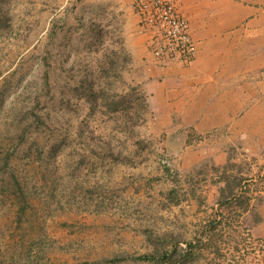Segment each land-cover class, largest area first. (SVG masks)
Segmentation results:
<instances>
[{
	"label": "rangeland",
	"instance_id": "rangeland-1",
	"mask_svg": "<svg viewBox=\"0 0 264 264\" xmlns=\"http://www.w3.org/2000/svg\"><path fill=\"white\" fill-rule=\"evenodd\" d=\"M115 6L0 0V264H259L264 174L198 209Z\"/></svg>",
	"mask_w": 264,
	"mask_h": 264
},
{
	"label": "crops",
	"instance_id": "crops-1",
	"mask_svg": "<svg viewBox=\"0 0 264 264\" xmlns=\"http://www.w3.org/2000/svg\"><path fill=\"white\" fill-rule=\"evenodd\" d=\"M108 1L128 17L126 47L138 55L143 43L136 36L132 0ZM179 3L197 42L196 59L191 65L153 67L144 88L158 134L166 133L164 143L175 148L182 189L203 202L196 204L199 209L207 196L250 191L243 178L264 174V0ZM190 132L198 143L191 142ZM178 189L169 195L183 191ZM257 213L251 232L264 239V200Z\"/></svg>",
	"mask_w": 264,
	"mask_h": 264
},
{
	"label": "built area",
	"instance_id": "built-area-1",
	"mask_svg": "<svg viewBox=\"0 0 264 264\" xmlns=\"http://www.w3.org/2000/svg\"><path fill=\"white\" fill-rule=\"evenodd\" d=\"M132 8L154 64L163 68L174 63L191 65L195 61L197 42L179 0H132ZM249 244L253 247L251 258L263 264L264 239L249 238Z\"/></svg>",
	"mask_w": 264,
	"mask_h": 264
}]
</instances>
